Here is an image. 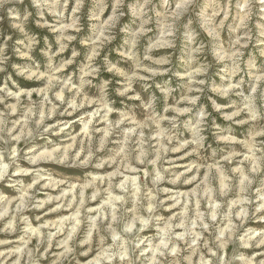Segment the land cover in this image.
Here are the masks:
<instances>
[{"label":"rangeland","instance_id":"obj_1","mask_svg":"<svg viewBox=\"0 0 264 264\" xmlns=\"http://www.w3.org/2000/svg\"><path fill=\"white\" fill-rule=\"evenodd\" d=\"M0 264H264V0H0Z\"/></svg>","mask_w":264,"mask_h":264},{"label":"bare ground","instance_id":"obj_2","mask_svg":"<svg viewBox=\"0 0 264 264\" xmlns=\"http://www.w3.org/2000/svg\"><path fill=\"white\" fill-rule=\"evenodd\" d=\"M50 154V153H49ZM49 158H50V156H49ZM251 263V262H250Z\"/></svg>","mask_w":264,"mask_h":264}]
</instances>
